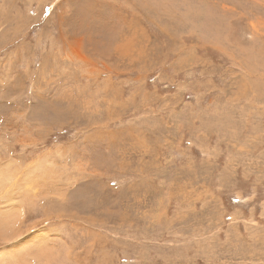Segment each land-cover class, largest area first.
<instances>
[{"label": "rangeland", "instance_id": "rangeland-1", "mask_svg": "<svg viewBox=\"0 0 264 264\" xmlns=\"http://www.w3.org/2000/svg\"><path fill=\"white\" fill-rule=\"evenodd\" d=\"M0 264H264V0H0Z\"/></svg>", "mask_w": 264, "mask_h": 264}]
</instances>
